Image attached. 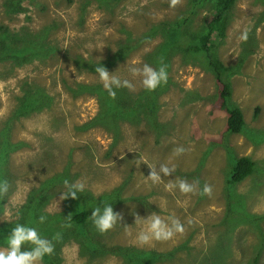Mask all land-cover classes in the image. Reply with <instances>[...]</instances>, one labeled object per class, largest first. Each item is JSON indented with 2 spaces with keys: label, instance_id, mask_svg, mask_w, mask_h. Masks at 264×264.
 <instances>
[{
  "label": "rangeland",
  "instance_id": "rangeland-1",
  "mask_svg": "<svg viewBox=\"0 0 264 264\" xmlns=\"http://www.w3.org/2000/svg\"><path fill=\"white\" fill-rule=\"evenodd\" d=\"M213 1L115 0L106 9L95 0H0V161L8 175L0 173L8 184L0 194V226L8 232L22 220L19 208L29 192L47 193L45 227L26 222L50 241L64 238L58 258L51 257L53 248L40 264H130L137 254L130 248L148 250L150 264H264V0H235L213 39L229 104L243 115L239 132L225 130L215 73L208 56L192 48ZM127 41H137V48L128 50ZM164 41L171 54L162 55L166 82L153 124L143 116L135 126L119 123L116 133L75 129L95 114L97 103L71 95L63 79L99 78L86 64L121 47L128 55L104 67L127 78L132 90H143L141 76L129 69H156L149 59L155 48L164 54ZM240 156L253 161L252 171L227 183ZM161 164L174 171L154 183L148 175L159 173ZM64 180L83 183V192L65 197ZM180 180L193 191L181 192ZM105 204L121 218L101 233L90 215ZM82 209L89 213L83 226L67 222ZM153 214L166 224L177 220L183 231L139 243Z\"/></svg>",
  "mask_w": 264,
  "mask_h": 264
},
{
  "label": "trees",
  "instance_id": "trees-1",
  "mask_svg": "<svg viewBox=\"0 0 264 264\" xmlns=\"http://www.w3.org/2000/svg\"><path fill=\"white\" fill-rule=\"evenodd\" d=\"M97 5L100 6L101 4L107 9L108 3H113L115 0H95ZM235 0H214L213 6L211 11L206 16V28L197 36H195L197 43L192 47L194 50H201L208 56V62L213 72L215 73V81L218 86L217 97L215 99L216 107H219L224 110L226 114L225 118V130L228 132H239L242 129L243 125V115L241 110L236 107L235 105L229 104V97H230V85L229 82L223 78L222 72L224 71V67L222 63L217 59V57L213 54V39L215 34L221 33L223 28V20L226 16L227 11L233 5ZM106 12V10H104ZM178 26V24H176ZM153 29V30H152ZM155 26L152 25L150 27L151 33L155 32ZM127 31V30H126ZM125 32V31H124ZM126 33V32H125ZM130 41V39H129ZM129 41L126 42L127 49H133L134 47L137 48V41L133 44H130ZM166 41L160 45L164 54H161L157 48L153 51L152 59L149 61L156 62L155 67L159 69L161 66H164L166 70V62L167 58L165 57L164 61L162 62L163 58L162 55L171 54L166 47ZM167 46V45H166ZM111 51V48H110ZM121 47L116 51H111L106 54V58L104 60L98 61H89V64L86 66L92 70L91 72L94 75L95 68L101 65L103 66H115L117 63H121L122 59L128 55L124 54L123 52L120 53ZM162 57V58H161ZM156 59V60H154ZM160 59V60H159ZM159 60V61H157ZM76 61V60H75ZM79 67L82 65L80 62H75ZM118 66V65H117ZM120 80H127L125 77H119ZM130 83V81H129ZM62 85L67 86L66 90L71 95H89L95 98L97 103V110L95 114L90 117L85 122L78 124L75 129L78 130H88L95 127H102L107 130H112L115 133L119 130L117 129L119 123L121 122H129L132 126L138 125L141 123L143 116L149 120L151 124H153V114L156 111L158 106V93L160 84L152 91L143 90H132L131 87H121L119 89H113L115 91V96L110 97L108 92L103 88L102 82L99 78H93L89 81L84 80H68L63 79ZM144 93V94H143ZM147 94V95H145ZM4 155V154H3ZM0 154V156H3ZM3 161H0V165H2ZM254 163L253 161L247 156H240L237 157L232 165H231V172L230 176L226 179L227 183H235L243 179L246 175H248L252 171ZM4 167H0V173L4 174L5 177L7 174L4 173ZM8 176V175H7ZM7 178V177H6ZM10 181V180H9ZM48 192V191H47ZM48 194H33V192H29L27 199L24 202V207L19 208V215L22 217V220L16 221L15 223H27L29 222H36L38 224L39 231H41L46 224V219L43 223H40L38 217L44 216L41 212L43 208L44 201L46 200V196ZM32 199V201H31ZM2 200V199H1ZM1 207V206H0ZM88 211L85 209L75 211L73 214L69 215L67 218V222L71 221L76 223L77 225H84V221L88 217ZM252 219V216H250ZM262 218L263 216H258L257 218ZM57 219V218H56ZM55 219V221H56ZM251 224H255L253 219L251 220ZM14 223V224H15ZM57 223V221H56ZM58 224V223H57ZM256 225V224H255ZM3 228L0 226V235L4 236L7 234ZM54 235V234H53ZM81 235L85 236L86 234L81 233ZM63 235H54V239L52 246L54 248V253L51 254V257L56 259L54 256L59 252L57 245H59L60 241L63 239ZM93 239L94 237H90ZM56 239V240H55ZM133 252H137L135 256H129L130 264H150L152 262V258L148 255V250L143 252L142 249H135L130 248ZM98 253V250H96ZM58 258V256H56ZM43 259V258H42ZM140 261H142L140 263ZM58 264V262H55Z\"/></svg>",
  "mask_w": 264,
  "mask_h": 264
},
{
  "label": "clouds",
  "instance_id": "clouds-1",
  "mask_svg": "<svg viewBox=\"0 0 264 264\" xmlns=\"http://www.w3.org/2000/svg\"><path fill=\"white\" fill-rule=\"evenodd\" d=\"M175 3L176 0H172V4ZM240 39H247L246 31L241 33ZM129 71L134 75L138 73L141 76V84L147 91H152L159 84L166 82V71L164 66H161L159 69H153L148 64H144L141 68L133 67L130 68ZM95 72L98 74L103 88L108 92L110 97L115 96V91L113 89L131 87L129 81L120 80L116 76L110 75V72L101 64L95 68ZM182 151V148L176 149L177 154ZM172 171H174V169L161 164L159 173L151 169L148 176L155 183L160 179V173L169 175ZM63 183L67 188V192L63 194L65 197L75 198L77 193H81L84 190L83 183L74 182L69 184L67 180H64ZM177 186L183 193L193 191V185L183 180L178 181ZM7 189V181L0 180V194L7 192ZM203 191L207 193L210 189L208 186H205ZM118 217H120V215L113 211L111 204L92 208L90 215L95 228L101 233L110 229L116 223ZM38 220L40 223H43L45 217L40 216ZM182 231L183 228L177 220L171 219V222L166 224L158 215L153 214L146 220V228L138 233L137 240L139 243L144 244L150 239H168L174 232ZM23 245H29V247H22ZM52 250L53 246L51 241L41 236L36 227L30 226L27 223L17 222L10 228L8 233L4 236L2 243H0V264H40L42 257L51 253Z\"/></svg>",
  "mask_w": 264,
  "mask_h": 264
}]
</instances>
